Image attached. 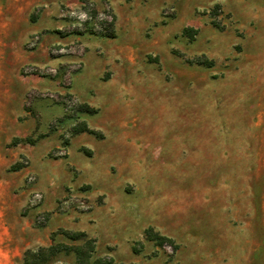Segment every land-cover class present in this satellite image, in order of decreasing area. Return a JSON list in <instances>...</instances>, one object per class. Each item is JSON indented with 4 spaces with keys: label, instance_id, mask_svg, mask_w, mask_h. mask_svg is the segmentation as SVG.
<instances>
[{
    "label": "rangeland",
    "instance_id": "1",
    "mask_svg": "<svg viewBox=\"0 0 264 264\" xmlns=\"http://www.w3.org/2000/svg\"><path fill=\"white\" fill-rule=\"evenodd\" d=\"M112 1L122 18L115 40L106 37L111 0H0V60L36 127L22 142L53 140L54 188L69 170L66 189L91 182L54 200L55 212L74 222V211L105 205L96 228L126 239L117 257L94 241L91 254L59 250L41 264H264V0ZM47 8L59 25L32 33ZM81 123L102 137L74 134ZM34 191L42 229L50 197Z\"/></svg>",
    "mask_w": 264,
    "mask_h": 264
},
{
    "label": "crops",
    "instance_id": "2",
    "mask_svg": "<svg viewBox=\"0 0 264 264\" xmlns=\"http://www.w3.org/2000/svg\"><path fill=\"white\" fill-rule=\"evenodd\" d=\"M111 6L114 9L116 21H114V37L109 39L115 40L118 36L116 31H119L122 18L118 16L120 13L112 0ZM55 16L60 17L57 9H44L36 23H34V27L39 23L42 26L31 28L32 33L44 29V26L51 28L54 25H59L58 21L54 19ZM126 25H128V20ZM5 40V37H0V58L5 53V47L1 46ZM54 42L59 43L61 41L56 40ZM39 45L38 47H41L39 53L42 54L45 51V48H43L45 45L43 41ZM120 51H123V48L121 47L118 50V47H116L115 53L119 54ZM102 65H110L113 68L112 61L103 62ZM8 75L9 72L6 75V68L3 67L0 60V264H23V255L27 250L34 251L38 248H48L59 243L68 245V243L74 242L68 240L64 235L56 233L58 229L71 233H84L88 239L95 241L96 252L98 250L108 252L109 249H112V252L105 256L117 257V252L125 249L123 245L126 239H124L123 233L114 228L104 230L96 228L99 223L95 221H98L99 214L105 211V205L97 207L93 211H82L81 213L74 211L71 215L74 222L70 221L72 217L69 219L63 218L55 212L54 200H57L58 197L72 196L69 193L77 189L80 184L91 182L83 180L78 185L66 189V184H71L69 181L71 175H73L72 171L69 170V172L60 173L61 176L58 180L65 178V181H61L59 186L54 188L56 180L54 181L51 173H49L48 168L50 167L45 166L46 160H49L46 159L47 153L54 142L46 138V140L33 145L23 144L21 139L36 130L34 117L23 109V89L17 88L14 83H7V80H12ZM10 75H13V73L11 72ZM106 98H108L107 104L110 97ZM85 103L89 107H98L96 103L90 101H85ZM103 107V104L99 106L100 113ZM105 109L111 111V107ZM109 120L113 121L114 119L110 117ZM17 139L20 142H16ZM14 140L16 143H12ZM65 155L68 157L67 152ZM22 157H27L30 160L29 169L21 167L19 160ZM56 161H52L50 166H54ZM76 170L80 171V168ZM28 171L35 174L37 178L36 183L31 187L29 186V188L25 184V176ZM31 188L41 190L50 197L49 203L40 208V212L50 214L48 223L42 229H38L33 225L36 212L31 209L27 210V200ZM50 224L51 228L48 227ZM82 225L88 230L79 229L82 228Z\"/></svg>",
    "mask_w": 264,
    "mask_h": 264
},
{
    "label": "trees",
    "instance_id": "3",
    "mask_svg": "<svg viewBox=\"0 0 264 264\" xmlns=\"http://www.w3.org/2000/svg\"><path fill=\"white\" fill-rule=\"evenodd\" d=\"M114 21H115V18L113 16H111V22L109 24L108 33L106 36L107 38H113L114 37ZM191 33H192L191 30H188V29L183 30V34L186 36L187 35L191 36ZM81 109L83 112H85L87 114H95L96 113V110L90 108L88 105L81 106ZM72 132L74 134L88 133L91 135H96V136L99 135L98 137H102L100 134H98L94 130H90L85 123H81L78 126L74 127ZM60 234L64 235L70 241L83 240V245L78 247V248H71L68 246H53L52 245L48 248H38L37 250H34V251L33 250H27L23 255L22 263L23 264H41L43 259H44V256L46 254H49L51 256L59 250H62L64 252L72 250L73 253L78 257L93 253L94 240L88 239L84 233H71V232L62 230L60 232ZM145 237L149 240L154 241L157 246H163L164 243H169V245H172L174 250L177 249V246H175L171 240L164 238V237H161V236H158V235H154L151 230H146ZM84 251H86V254L84 253ZM85 257L89 258V256H85ZM108 263L109 262H107L105 264H108Z\"/></svg>",
    "mask_w": 264,
    "mask_h": 264
},
{
    "label": "built area",
    "instance_id": "4",
    "mask_svg": "<svg viewBox=\"0 0 264 264\" xmlns=\"http://www.w3.org/2000/svg\"><path fill=\"white\" fill-rule=\"evenodd\" d=\"M23 166L26 167L28 166V162L27 161H23L22 162ZM35 177L33 175H26V180H25V184L26 185H31L35 182ZM43 201V195L40 192L34 191L29 195V201L27 203V206L29 209H33L35 207H38L42 204ZM46 222V218L43 214H38L36 216V223L38 225H42L45 224Z\"/></svg>",
    "mask_w": 264,
    "mask_h": 264
},
{
    "label": "bare ground",
    "instance_id": "5",
    "mask_svg": "<svg viewBox=\"0 0 264 264\" xmlns=\"http://www.w3.org/2000/svg\"><path fill=\"white\" fill-rule=\"evenodd\" d=\"M169 105V104H168Z\"/></svg>",
    "mask_w": 264,
    "mask_h": 264
}]
</instances>
